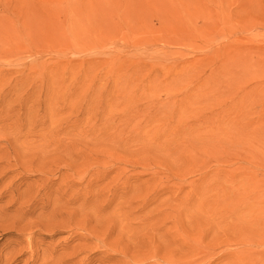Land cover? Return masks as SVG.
I'll use <instances>...</instances> for the list:
<instances>
[{"label":"rangeland","instance_id":"obj_1","mask_svg":"<svg viewBox=\"0 0 264 264\" xmlns=\"http://www.w3.org/2000/svg\"><path fill=\"white\" fill-rule=\"evenodd\" d=\"M0 264H264V0H0Z\"/></svg>","mask_w":264,"mask_h":264}]
</instances>
